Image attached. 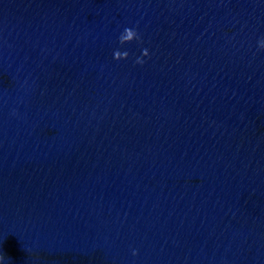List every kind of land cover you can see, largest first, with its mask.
Returning <instances> with one entry per match:
<instances>
[{
	"label": "water",
	"instance_id": "obj_1",
	"mask_svg": "<svg viewBox=\"0 0 264 264\" xmlns=\"http://www.w3.org/2000/svg\"><path fill=\"white\" fill-rule=\"evenodd\" d=\"M262 38L264 0H0V264H264Z\"/></svg>",
	"mask_w": 264,
	"mask_h": 264
},
{
	"label": "clouds",
	"instance_id": "obj_2",
	"mask_svg": "<svg viewBox=\"0 0 264 264\" xmlns=\"http://www.w3.org/2000/svg\"><path fill=\"white\" fill-rule=\"evenodd\" d=\"M134 38L135 39L139 38L138 32L134 27H125L119 35V40L121 43H124L125 41L133 40ZM259 46L261 48H264V38L259 40ZM143 54L148 55V49L145 48L143 50ZM127 55H128L127 51L116 50L114 52V58H116V59L127 57ZM138 62H142V61H140L138 58ZM135 253H136V250L133 249V254H135Z\"/></svg>",
	"mask_w": 264,
	"mask_h": 264
}]
</instances>
